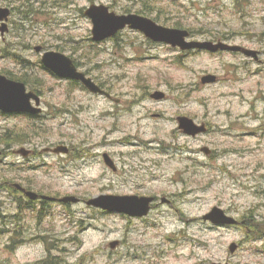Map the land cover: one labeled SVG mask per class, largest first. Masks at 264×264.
Segmentation results:
<instances>
[{
    "label": "rangeland",
    "instance_id": "obj_1",
    "mask_svg": "<svg viewBox=\"0 0 264 264\" xmlns=\"http://www.w3.org/2000/svg\"><path fill=\"white\" fill-rule=\"evenodd\" d=\"M92 4L147 11L162 25L258 50L264 60V0H0L12 9L10 31L0 33V73L44 102L40 118L0 111V264L48 256L56 264H264V237L252 232L264 235V66L243 54L186 53L131 28L96 42L85 14ZM45 51L71 57L120 102L55 75ZM207 74L219 80L203 84ZM156 91L165 98H152ZM180 116L208 131L186 135ZM59 145L72 150L44 151ZM23 147L35 155L25 159ZM18 183L80 202H33ZM102 194L156 201L136 218L86 204ZM216 206L240 224L204 221Z\"/></svg>",
    "mask_w": 264,
    "mask_h": 264
},
{
    "label": "water",
    "instance_id": "obj_2",
    "mask_svg": "<svg viewBox=\"0 0 264 264\" xmlns=\"http://www.w3.org/2000/svg\"><path fill=\"white\" fill-rule=\"evenodd\" d=\"M10 12L11 10L9 8L0 7V33L2 35H5L9 30L6 20L10 16ZM85 14L93 23L92 36L93 40L96 42H102L112 38L121 30L129 27L143 32L146 37L155 42H164L172 45L173 47H179L181 50L200 49L210 52H241L247 57H251L255 60L259 59L260 51L258 50L247 48L239 44H231L222 40L217 42L212 40H188L189 31L187 29L164 26L152 18L137 13L118 14L115 11L110 10L109 6L104 4H92L87 8ZM35 50L37 52H42L43 47L37 46L35 47ZM42 62L58 77L80 81L92 93L105 95L108 98L111 97V94L108 91L102 88L91 76H88L85 72L80 71L73 59L64 53L57 51H45L42 57ZM201 81L203 84L215 83L217 81V76L214 74H207L201 78ZM151 97L156 100H162L165 98V93L162 91H156L151 94ZM33 99L36 100V105L32 104ZM39 104L40 97L34 92L28 91L24 82L11 79L0 73L1 111L5 113H39L41 112V108L38 107ZM178 121L180 129L188 135L196 136L207 132V126L205 124L200 125L195 120L187 116H180ZM52 150L55 153H68L69 148L65 145H59ZM202 151L209 154L211 149L203 147ZM29 152L30 151L25 147L17 151V153L23 156H27ZM1 154L2 150H0V155ZM103 157L105 163L111 169L116 171L117 166L110 155L105 153ZM15 186L21 187L19 184H15ZM24 190L26 191V194L34 200L41 196V198L50 201H59L63 203L80 202V199L76 196L67 195L57 198L49 195H39L32 190ZM154 201V196L102 194L98 197L87 200L86 204L88 206L101 208L110 212H119L132 217H144L150 213ZM162 201L169 203L167 198H163ZM202 218L204 221H209L214 225L232 226L240 224L238 219L231 216L218 206L213 207L211 211L203 215ZM119 244L120 241L116 240L110 243V247L115 249ZM229 249L231 253H235L238 249V244L232 243ZM213 264L230 263L217 262Z\"/></svg>",
    "mask_w": 264,
    "mask_h": 264
},
{
    "label": "flooded vegetation",
    "instance_id": "obj_3",
    "mask_svg": "<svg viewBox=\"0 0 264 264\" xmlns=\"http://www.w3.org/2000/svg\"><path fill=\"white\" fill-rule=\"evenodd\" d=\"M7 8H9L10 10H11V12H10V16L8 17V19L6 20V23L8 24V27H9V30H8V32L10 31V26H11V24H10V18H11V15H12V9H11V7H7ZM127 13H136V12H128L127 11ZM147 11H142L141 13H138L137 12V14H140V15H144V16H147ZM148 17V16H147ZM153 20H155L156 22H158L156 19H153ZM176 28V27H175ZM178 28H180V27H178ZM188 31H189V36H188V40H194V41H204V40H212V41H214V42H217V41H220L221 39H215L214 37L212 38L211 36H205V35H203V34H201V37H198L197 35H196V33L193 31V30H190V29H187ZM7 32V33H8ZM4 36V35H3ZM223 41H226V42H229L228 40H223ZM230 43V42H229ZM187 52H207V53H212V52H208V51H206V50H199V49H195V50H191V51H186V53ZM225 52H228V53H232V52H230V51H218V52H214V53H212V54H220V53H225ZM233 53H236V52H233ZM236 54H240V52H238V53H236ZM242 54V53H241ZM260 66H264V60L261 58V53L259 54V59H257V60H255ZM219 80V77L217 78V81ZM25 83V82H24ZM26 84V83H25ZM27 86V85H26ZM27 90L28 91H32V92H34L35 94H37L39 97H40V104H39V108H41V112H39V113H30V112H22V113H13V114H17V115H26V116H28V117H33V118H40V117H42L43 116V114H44V109H43V98H42V94L39 92V91H33V90H29L28 89V87H27ZM109 99H112V100H114L116 103H119L120 102V99H116V98H114L113 97V95L109 98ZM32 104H34V105H36V100L35 99H33L32 100ZM1 111V110H0ZM4 113V112H3ZM207 126V125H206ZM208 131V130H207ZM182 132H183V130H182ZM184 133V132H183ZM186 134V133H185ZM186 135H188V134H186ZM188 136H190V135H188ZM191 137H196V136H191ZM69 148V151H68V153H66V154H69L70 152H71V148L70 147H68ZM30 152H29V154L27 155V156H23L25 159H27V158H31L32 157V155H35V151L34 150H32V149H28ZM44 151L45 152H53V150H52V148H46V149H44ZM2 153H3V150H2ZM55 153V152H54ZM34 157V156H33ZM117 171V170H116ZM19 184V183H18ZM21 187H16V190H18V191H20V192H22L25 196H27V198L28 199H30L31 201H33V202H36V201H40L43 205L44 204H46L47 202H46V200H44V199H42L41 198V196H39L37 199H31L27 194H26V191L24 190V189H26V190H29V189H27L26 187H24L22 184H19ZM39 194V193H38ZM39 195H44V194H39ZM32 203V202H31Z\"/></svg>",
    "mask_w": 264,
    "mask_h": 264
},
{
    "label": "trees",
    "instance_id": "obj_4",
    "mask_svg": "<svg viewBox=\"0 0 264 264\" xmlns=\"http://www.w3.org/2000/svg\"><path fill=\"white\" fill-rule=\"evenodd\" d=\"M252 232H254V233H253V237H256V238H257V237H260V238H261V237H262V238L264 237L262 231L259 230V229H253ZM15 239H16V238L13 239L14 243H16ZM48 250H50V249L48 248ZM49 252H50V251H49ZM54 260H55V259H54L53 257L48 256V257L43 261V264H56Z\"/></svg>",
    "mask_w": 264,
    "mask_h": 264
}]
</instances>
